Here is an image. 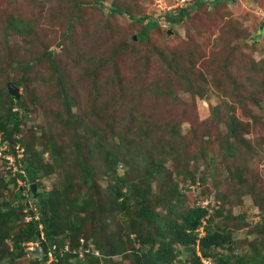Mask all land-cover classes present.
Returning a JSON list of instances; mask_svg holds the SVG:
<instances>
[{
	"label": "rangeland",
	"instance_id": "1",
	"mask_svg": "<svg viewBox=\"0 0 264 264\" xmlns=\"http://www.w3.org/2000/svg\"><path fill=\"white\" fill-rule=\"evenodd\" d=\"M95 1L0 0V85L21 76V65L17 64H31L29 89L39 97L35 109L26 114L25 127L38 132L30 126L42 125L44 136L53 135L60 154L69 157L75 138L61 115L56 77L46 53L51 50L61 69L64 89L75 100L72 110L80 119L76 133L93 143L95 137L87 130L95 129L113 149L119 145V135L124 136L119 156L132 163L124 167L121 162L116 171L131 177L147 166V152L157 146L154 139L140 136L136 117L148 123L153 138L162 135V126L158 129L157 125H175L178 140H174L175 145L170 143L171 148L162 147L157 157L163 159L172 176L181 170L175 179L178 187L187 189L185 204L208 206L210 212L221 209V218L230 214L224 222L217 218V225L231 230L238 252L249 250L250 243L256 245L257 234L252 230L259 223L264 225V146L252 149L253 156L244 152L236 161L230 155L224 159L226 151L220 138L225 124L214 119L213 110H221L223 116L231 113L240 121H247L244 112L259 111L247 98L258 95L253 81L259 80L260 73L250 65L264 59V32L259 33L262 21L255 14L258 9L263 11L264 0H234L217 6L204 2L192 10L188 21L169 27L157 17L152 0H98L101 6ZM165 3L173 6L176 0ZM129 15L134 19L158 18V26L148 33V43H137L136 39L146 21L135 22ZM13 17H21L31 30L21 36L12 34L8 22ZM181 75L197 85L194 95L184 92ZM256 132L264 134L260 128ZM255 137L252 133L249 141L255 142ZM81 158L96 174L95 192L105 193L108 181L101 172L103 153L94 150L88 154L84 149ZM44 160L49 162L48 155ZM244 162L246 172L240 186L231 172ZM5 169L0 166V173ZM70 169L75 177L79 175L77 165H70ZM192 173L195 184L189 179ZM62 182L61 170L55 169L39 179L36 192L57 189ZM153 187L158 189L159 182L154 181ZM99 198L103 202V197ZM28 206L36 212L33 201ZM239 215H244V220ZM118 221L111 219L110 228ZM26 246L34 250L36 243ZM183 257L189 260L187 252ZM29 258L26 255L20 264H27ZM115 260L120 261V256Z\"/></svg>",
	"mask_w": 264,
	"mask_h": 264
},
{
	"label": "trees",
	"instance_id": "2",
	"mask_svg": "<svg viewBox=\"0 0 264 264\" xmlns=\"http://www.w3.org/2000/svg\"><path fill=\"white\" fill-rule=\"evenodd\" d=\"M233 1L191 0L183 7L170 9L157 17L168 27L180 25L183 21H188L192 10L204 2L217 6ZM97 5L101 6V2L98 1ZM129 17L134 19L130 15ZM134 21H146L137 32L136 39L137 43H148V33L158 26V18L143 16ZM8 27L12 34L18 36L31 30L30 25L21 17H13L8 22ZM68 27L72 29L71 24H68ZM157 50L158 48L154 49ZM46 53L50 57V68L56 77L61 115L64 114L67 128H72L75 139L67 158L66 154H60L53 135L44 136L42 125L30 126L38 132L25 127L26 114L35 109L39 97L33 95L29 89V72L32 71V65L17 64L21 65V76L13 81H5L3 86L0 85V148H5V151L0 149V152L11 155L14 163V169L11 170L10 167L5 169L4 174L0 173V264H20L26 255L30 256L27 264H204L203 260L209 261L210 264H264L263 224H257L252 230L257 234L254 238L256 245L250 243L249 250L238 252L231 230L217 225L216 219L222 216L221 209H213L210 212L208 206L185 204L186 188L178 187L175 179L181 170L177 167L176 176H172L166 170L163 159L157 157L162 147L171 148L176 143L174 140H178L179 132L175 125H157L158 129L162 126V135L153 138V131L148 128V123L140 119L141 116H137V127L142 134L140 136L144 137L143 140L154 139L157 146L155 150L153 148L147 152L148 164L144 169L136 170L131 177L119 175L116 171L117 165L122 162L125 167V164L130 166L132 163L127 159L123 161L119 156L118 146H123L126 141L124 136L119 135V145L113 149L100 138L95 129L87 130V133L95 137L93 143L84 134L80 136L76 133L80 119L78 116L76 118L72 110L75 100L69 97L64 89L61 69L54 62L53 53L51 50ZM99 65L101 64H96V67ZM250 66L260 73V78L253 81L254 91H257L258 95L252 94L251 98L247 99H251V103L259 111L244 112L247 121H240L231 113L223 116L221 110H213L214 119L220 124H225L224 136L220 138L221 146L226 151L224 159L230 155L236 161L239 154L242 156L244 152L253 156L255 152L252 149L264 146L263 132H256L259 128L264 130V113L261 106L264 96L259 97L264 95V59ZM188 67L187 70L191 73L192 68ZM181 77L185 84L184 92L194 95L197 85H191L186 77ZM9 82L23 90L19 100L8 93ZM28 92L30 93L27 94ZM159 93L163 91L159 90ZM61 115L58 117L62 118ZM248 119L252 122L249 123ZM34 133H37V137ZM252 133L257 135L255 142L249 141ZM84 149L88 154L94 150L103 153L105 166L101 172L108 181L105 193L95 192L96 174L81 158ZM45 155H48L49 162H45ZM209 159L212 161V158ZM72 164L79 168L77 177L71 172ZM5 165L7 160L0 157V166L6 168ZM55 169L61 170V186L47 192H36L35 197L30 191V185L35 184L38 188L39 179L51 174ZM245 172V162L235 165V170L231 172L240 186L243 185ZM189 179L195 184L193 173L189 175ZM154 181L159 182L158 189L153 187ZM19 182L24 184L20 186ZM24 191L27 195H24ZM100 196L103 197V202ZM28 199L33 201L36 210L31 219L29 211L32 209L28 206ZM230 216H223L222 222ZM114 217L119 221L113 229L109 223ZM237 217L244 220V215ZM199 227L203 228L202 236L198 234ZM36 232H39L42 240L46 242L50 257L43 258L33 250H27V244L37 242ZM184 252L189 254V260L183 257ZM118 256L120 261L115 260Z\"/></svg>",
	"mask_w": 264,
	"mask_h": 264
},
{
	"label": "water",
	"instance_id": "3",
	"mask_svg": "<svg viewBox=\"0 0 264 264\" xmlns=\"http://www.w3.org/2000/svg\"><path fill=\"white\" fill-rule=\"evenodd\" d=\"M260 29H262V27H260ZM7 91L12 97L19 100V98H20L19 90L14 84L9 82L7 84ZM30 191L33 193V195L35 197L37 196L35 184L30 185ZM32 215H33L32 211H29V216H32ZM36 238H37V245L34 249V253L45 258L47 255V252H48V246H47L46 242L44 240H42L39 232H36Z\"/></svg>",
	"mask_w": 264,
	"mask_h": 264
},
{
	"label": "built area",
	"instance_id": "4",
	"mask_svg": "<svg viewBox=\"0 0 264 264\" xmlns=\"http://www.w3.org/2000/svg\"><path fill=\"white\" fill-rule=\"evenodd\" d=\"M189 1L190 0H176V3L173 6H167L166 3H165V0H153V4H154L157 12H165V11H168L170 9H175L177 7H183ZM258 10H256V14L262 20H264V9H263V11L262 10H259V13H257ZM8 159H10V158H8Z\"/></svg>",
	"mask_w": 264,
	"mask_h": 264
},
{
	"label": "clouds",
	"instance_id": "5",
	"mask_svg": "<svg viewBox=\"0 0 264 264\" xmlns=\"http://www.w3.org/2000/svg\"><path fill=\"white\" fill-rule=\"evenodd\" d=\"M152 4H153V0H152ZM156 13L158 14V15H160V14H162V13H164V12H157L156 11ZM255 14H256V11H255ZM257 15V14H256ZM258 16V15H257ZM259 17V16H258ZM259 19L262 21V25L260 26V27H262V29H260V33H263L264 32V30H263V28H264V20H262L260 17H259ZM263 30V31H262ZM19 90V89H18ZM2 148H3V150L5 151V148H4V146H2ZM0 157L1 158H5L6 160H7V165H5V167H6V169H8V168H10L11 167V170L12 169H14V165H13V157L11 156V155H6V154H2L1 152H0ZM8 158H10V159H8ZM21 183V182H20ZM32 193V192H31ZM33 194V193H32ZM30 211H32V213H33V210H30ZM29 218L31 219V218H33V215L32 216H29ZM198 234H199V236H202L203 235V228L202 227H199L198 228ZM41 235V234H40ZM41 238H42V236H41ZM36 245H37V242H36ZM34 251V250H33ZM36 254V253H35ZM46 256H49L50 257V254H49V251L47 252V255ZM203 263L204 264H210V262L209 261H206V260H203Z\"/></svg>",
	"mask_w": 264,
	"mask_h": 264
},
{
	"label": "bare ground",
	"instance_id": "6",
	"mask_svg": "<svg viewBox=\"0 0 264 264\" xmlns=\"http://www.w3.org/2000/svg\"><path fill=\"white\" fill-rule=\"evenodd\" d=\"M14 164V163H13Z\"/></svg>",
	"mask_w": 264,
	"mask_h": 264
}]
</instances>
